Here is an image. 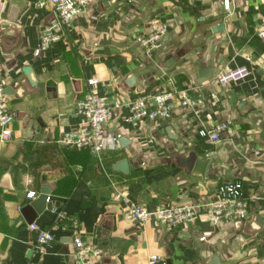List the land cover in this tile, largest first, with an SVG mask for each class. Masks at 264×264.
I'll return each instance as SVG.
<instances>
[{
	"label": "crops",
	"instance_id": "obj_1",
	"mask_svg": "<svg viewBox=\"0 0 264 264\" xmlns=\"http://www.w3.org/2000/svg\"><path fill=\"white\" fill-rule=\"evenodd\" d=\"M230 1L226 9L224 0H94L44 50L40 35L53 19V3L0 0V75L15 116L12 137L0 141V264H73L76 235L102 248L99 264H150L154 254L168 264H264V39L256 32L264 0ZM221 9L226 30L205 36L201 20ZM159 23L168 24V34L148 53L144 39ZM240 66L251 71L245 79L215 82L220 70ZM204 69H214L212 78L199 76ZM92 77L99 96L120 104L108 131L128 140L104 150L103 162L59 141L79 125L77 102ZM180 88L216 97L200 107L176 103L167 119L128 120L130 102ZM217 122L229 131L212 143L199 131ZM191 152L211 158L205 176L182 165ZM125 158L129 172L113 168ZM236 180L244 185L248 217L212 222L203 204ZM43 189L51 208L33 207L29 223L22 208ZM117 191L150 210L198 203L200 218L168 229L151 217L143 227L123 215ZM56 209L67 215L58 225ZM31 224L55 235L44 254L34 252Z\"/></svg>",
	"mask_w": 264,
	"mask_h": 264
},
{
	"label": "built area",
	"instance_id": "obj_2",
	"mask_svg": "<svg viewBox=\"0 0 264 264\" xmlns=\"http://www.w3.org/2000/svg\"><path fill=\"white\" fill-rule=\"evenodd\" d=\"M54 5V16L41 31L40 47L47 49L54 43L61 41L65 35L66 27L73 19L86 10L94 0H50ZM230 0H224L226 9H229ZM1 26V18H0ZM168 24L159 25L144 39L147 52L152 53L162 45L163 39L168 34ZM257 35L264 39V11L256 27ZM251 71L247 66H240L234 69L220 70L214 76L216 83L228 85L238 82L250 75ZM98 80L94 77L88 79L89 89L87 93L77 102L76 112L80 117L79 125L63 133L59 141L70 148L90 150L92 159L96 158L103 162L102 153L106 149H116L120 146V138L117 134L108 131V124L115 115V109L120 106H112L104 98L99 96L95 90ZM216 93L210 92L207 95L204 90L196 88H180L162 91L152 97H141L130 102V115L128 120L133 124L143 121H157L171 117L176 103L183 107H200L204 105L207 98H215ZM15 116L10 104V94L7 93V80L0 75V141L4 142L13 135L12 124ZM229 125L226 122H217L209 127H202L200 135L209 139L212 143L222 140ZM247 150H253L260 154V149L248 145ZM116 199L125 201L123 215L132 217L138 221L140 226H145L151 217H155L159 226L168 229L179 227L184 223H193L200 218L198 203H182L174 206H162L150 210L144 203L131 197L125 196L117 191ZM48 201L50 198L48 197ZM206 208L209 219L212 222L222 220H243L249 215L248 199L242 181L236 180L226 182L219 187L217 199L203 204ZM55 225L67 219L66 213L56 209ZM75 224H79L74 220ZM37 230L35 241L32 243L34 252L44 254L47 246L55 240L51 229H40L35 224L30 225ZM74 250L72 253L73 264H99L103 250L98 245L86 240L81 235L73 239ZM150 264H168L166 259L159 255H152Z\"/></svg>",
	"mask_w": 264,
	"mask_h": 264
},
{
	"label": "water",
	"instance_id": "obj_3",
	"mask_svg": "<svg viewBox=\"0 0 264 264\" xmlns=\"http://www.w3.org/2000/svg\"><path fill=\"white\" fill-rule=\"evenodd\" d=\"M228 16L227 13L223 9L219 10L216 15L210 17V18H203L201 20L204 27L208 29V31L205 34V36L209 35L210 33H218L220 31H225L227 24L225 22V18ZM172 56L168 55L167 59H171ZM172 62V61H171ZM175 62V61H173ZM172 63H166V66H171ZM214 70V69H213ZM212 70V72H213ZM212 72H210L208 69L200 70L199 76L205 77L208 79L210 76L212 78ZM24 75L29 79L30 83L34 85V81L31 78V75L33 73L32 66H26L23 69ZM209 77V78H210ZM21 81V79H20ZM7 93L10 94V92L7 89ZM120 142L122 144L126 143L128 140L124 137H121ZM128 143V142H127ZM182 165L186 167L188 172H196L197 174H201L203 176L206 175L207 169L209 167V164L211 162L210 157H199L198 153L191 152L187 157H184L181 159ZM116 170H121L125 173L129 172L130 169V162L128 158H125L123 160L118 161L114 167ZM48 190L43 189L41 195L38 197L37 201L32 202L29 205H26L22 208V213L27 216V220L29 223H34L35 220V214H32L33 207L37 208L38 206H42V204H46L45 206L48 208H51V205L48 203ZM28 214V215H27ZM215 259H218V257H215Z\"/></svg>",
	"mask_w": 264,
	"mask_h": 264
}]
</instances>
